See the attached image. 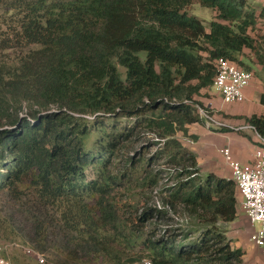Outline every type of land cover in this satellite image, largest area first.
I'll use <instances>...</instances> for the list:
<instances>
[{"label": "trees", "instance_id": "trees-1", "mask_svg": "<svg viewBox=\"0 0 264 264\" xmlns=\"http://www.w3.org/2000/svg\"><path fill=\"white\" fill-rule=\"evenodd\" d=\"M199 3L213 10L210 22L188 11L193 0H0V50L17 53L0 63V191L28 181L41 200L37 228L53 221V205L97 251L121 242L108 227L118 220L106 194L126 181L127 191H142L141 223L162 227L123 240L143 244L154 264H246L227 235L238 216L235 181L203 176L178 133L198 140L187 125L202 120L197 97L214 88L220 58L250 70L240 59L247 49L264 67V37L254 33L264 6ZM120 118L132 121L123 127ZM249 122L264 137V116ZM145 135L152 154L121 153ZM116 161L120 175L110 174Z\"/></svg>", "mask_w": 264, "mask_h": 264}, {"label": "rangeland", "instance_id": "rangeland-1", "mask_svg": "<svg viewBox=\"0 0 264 264\" xmlns=\"http://www.w3.org/2000/svg\"><path fill=\"white\" fill-rule=\"evenodd\" d=\"M253 2V0H249ZM190 13L204 19L206 22H210L214 17V12L211 8L204 7L199 3V0H193V4L188 7ZM3 29H7L3 26ZM6 31V30H5ZM254 33L258 36L264 37V23L260 22L257 25V29ZM260 43H264L261 39ZM264 45V44H263ZM17 53L13 50H0V63L6 60H12ZM251 68L255 70L253 64ZM251 70V69H250ZM257 78H261L264 81V71L258 72ZM255 76V75H254ZM253 76V78H254ZM213 90L210 89V91ZM206 95H209V90H206ZM92 118V117H90ZM114 120H108L107 123H111ZM120 126H125L131 123L132 119L120 118L117 119ZM2 125V123H0ZM251 133L252 137L258 138L261 142L262 139L258 135L257 129L251 125L239 128ZM145 138L138 140L134 143V148L128 151L126 147L121 150L126 157L128 155L135 156V159H141V157L149 156L155 150L142 148V143L145 142V146H149L152 143V135H145ZM178 137L182 139V133H178ZM249 139H251L249 137ZM184 140V139H183ZM141 141V142H140ZM184 141H187L185 139ZM251 146L254 147L255 153L259 148V144L251 141ZM126 151V152H125ZM141 152V153H139ZM225 158V157H224ZM226 160V158H225ZM227 161V160H226ZM228 163V162H227ZM229 165V163H228ZM164 167L161 163L158 165ZM230 167V165H229ZM231 170V167H230ZM165 177H168L170 172L168 168H163ZM123 172V165L119 162H114L110 167V174L120 175ZM86 176L88 181L93 179L96 174L93 167H89L86 170ZM203 176H205L203 174ZM126 181H119L117 186L111 190L106 197L110 200V203L114 205L112 208L115 211V217L117 218L118 226L109 224V230L111 233L117 231L120 232L121 242H111L106 244V249L103 251H97L96 246L87 245L85 242L78 238L77 234L69 231L67 227L60 221L61 212L53 205L48 206V211L53 219L47 225L41 226V229L37 228L36 220L33 217L32 212L40 205L41 200L33 189L26 181L19 190H2L0 191V255L9 258L14 264H43L37 260V254L40 253L46 258L44 264H128L131 258L138 257L137 259L153 258L148 249L143 244L130 245L123 237L126 233H131L134 237L139 234L153 235L162 226L158 224L156 220H151L143 224L140 221L142 215V191L134 186V192L126 190L128 183ZM158 195L155 192V196ZM133 200V201H132ZM159 198L155 197L156 203ZM65 201V200H64ZM71 203V201H69ZM62 209L69 210L66 205L67 202L60 201ZM239 207V205H238ZM178 220V218H175ZM118 227V228H117ZM260 227L259 223H255L252 227V231ZM250 228V226H248ZM245 226H242L239 230L235 227L228 225L227 235L234 245V242L241 244L242 246H248L250 248L248 256L246 257L247 264H264V255L260 248L252 247L250 242L249 232L246 236ZM23 245L31 248L33 252L27 253L23 249ZM15 257L20 260V263L15 262Z\"/></svg>", "mask_w": 264, "mask_h": 264}, {"label": "crops", "instance_id": "crops-1", "mask_svg": "<svg viewBox=\"0 0 264 264\" xmlns=\"http://www.w3.org/2000/svg\"><path fill=\"white\" fill-rule=\"evenodd\" d=\"M250 3L257 8L264 6V0H253ZM240 59L249 65L250 68L252 67L251 64L255 67V76L250 85L245 89L246 99L244 101L225 102L214 88L209 91V95H205L203 91L202 95L197 97L203 103L204 107L211 108L221 123H224V126H228L232 130H220V128L211 129L206 125L204 119H202L199 122L187 125L189 134L197 135L199 137L198 140H193L190 137L187 138L183 134L182 139L180 138L185 146L196 153L203 174L214 173L219 177L231 178L230 167L221 149L229 147L234 159L243 163H254L256 157L254 147L251 146V141L259 145L261 144L257 137L254 138L251 133L239 128L251 125L249 118L253 115L264 116V81L259 77L257 78L255 72H263L264 67L254 60V55L250 50L246 49L242 52ZM258 135H260L259 132ZM183 139H187V141ZM238 205V216L230 223V226L238 230L242 226H245L246 230L243 231L241 229V231L246 232L247 236L249 232L252 233L253 225L242 208L240 196ZM233 246L241 247L245 250L244 260L247 264L246 257L248 256L250 248L235 242ZM251 246L253 247L254 245Z\"/></svg>", "mask_w": 264, "mask_h": 264}, {"label": "built area", "instance_id": "built-area-1", "mask_svg": "<svg viewBox=\"0 0 264 264\" xmlns=\"http://www.w3.org/2000/svg\"><path fill=\"white\" fill-rule=\"evenodd\" d=\"M254 73L252 70L241 68L226 58L217 61V74L214 88L225 102L244 101L245 89L250 85ZM199 114L206 125L213 129L224 126L215 116L211 108L198 107ZM255 153L254 163H243L233 158L229 147L221 149L231 167V178L235 181L241 204L252 225L259 223L260 227L252 231L250 242L261 249L264 255V137ZM23 249L31 254L33 250L26 245ZM37 254V260L46 263V258ZM0 264H14L9 258L0 255ZM130 264H154L151 258H143Z\"/></svg>", "mask_w": 264, "mask_h": 264}, {"label": "clouds", "instance_id": "clouds-1", "mask_svg": "<svg viewBox=\"0 0 264 264\" xmlns=\"http://www.w3.org/2000/svg\"><path fill=\"white\" fill-rule=\"evenodd\" d=\"M215 89V88H214ZM221 127H223V126H221ZM221 127H219V128H221ZM217 129V128H216Z\"/></svg>", "mask_w": 264, "mask_h": 264}]
</instances>
